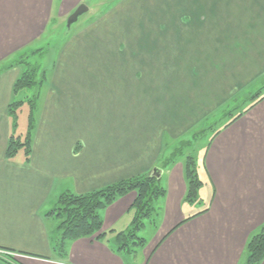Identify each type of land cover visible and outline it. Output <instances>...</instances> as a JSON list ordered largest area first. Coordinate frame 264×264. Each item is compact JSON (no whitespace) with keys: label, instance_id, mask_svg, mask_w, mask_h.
Wrapping results in <instances>:
<instances>
[{"label":"crops","instance_id":"0c3cea01","mask_svg":"<svg viewBox=\"0 0 264 264\" xmlns=\"http://www.w3.org/2000/svg\"><path fill=\"white\" fill-rule=\"evenodd\" d=\"M84 1L0 0V67L41 47ZM118 5L57 48L28 153L7 156L20 70L0 73V264H249L248 238L264 225V98L211 133L200 163L187 156L200 182L193 199L187 158L171 149L264 79V0ZM157 166L164 194L135 236H118L135 216L130 191L101 211L97 233L58 252L47 212L62 193Z\"/></svg>","mask_w":264,"mask_h":264},{"label":"trees","instance_id":"16d2710c","mask_svg":"<svg viewBox=\"0 0 264 264\" xmlns=\"http://www.w3.org/2000/svg\"><path fill=\"white\" fill-rule=\"evenodd\" d=\"M14 66V64H12ZM36 68L32 66L26 68L23 72L19 74V77L13 83L12 96L13 93L21 90L22 88H30L37 84L36 81ZM8 69L7 67H0V73ZM42 75L43 72H41ZM42 77V76H41ZM44 77V76H43ZM42 77V78H43ZM264 98V93L256 95L254 101L243 109L240 113L232 116L226 125H229L231 121L243 115L244 111L254 106L255 103ZM23 101H11L8 106L9 114L15 120L16 111L14 107H19ZM13 120V121H14ZM32 116L29 117L31 122ZM12 121V122H13ZM13 122V126H14ZM32 126V122L30 127ZM29 135L25 138L24 142L20 141V137L12 136L8 142L7 156H12L19 148L25 146V152H29ZM184 167V172H186L187 178V192L186 200L193 199L197 188L200 185L196 174L194 172V163L191 157H187ZM130 191L135 192V200L132 204L133 209H135V216L132 220L131 228L128 233H120L119 239L123 240L125 236L132 238L135 236V231L143 227L145 219H148L154 211V202L162 197L164 191L159 185V180L155 177H151L149 173H144L138 176L130 177L129 179H124L118 181L117 183L107 185L105 188L97 189L92 192H87L84 194H75L65 192L59 196L58 206L54 212H47V216L55 214L56 217L60 218L61 221L58 225V237L54 240V247L61 252L62 244L64 240H74L77 238H86L93 236L97 231H99L103 225L101 218V211L105 209L109 204L119 199V196L125 195ZM126 238V237H125ZM246 244V250L249 253L248 262L249 264H259L260 260L264 256V225L261 226L259 233L251 235L248 238ZM142 245L141 240L138 241Z\"/></svg>","mask_w":264,"mask_h":264},{"label":"rangeland","instance_id":"374dc122","mask_svg":"<svg viewBox=\"0 0 264 264\" xmlns=\"http://www.w3.org/2000/svg\"><path fill=\"white\" fill-rule=\"evenodd\" d=\"M121 2L122 0H85L84 4L88 7V11L81 14L78 17L77 22L70 26V29L66 27L68 17L61 22L54 23V25L50 24L46 31L45 40L40 44L41 47L38 48L32 46L33 48L28 51L22 50L15 58L9 60L8 64L5 65V67L9 69V67H12V64H14L13 67H17L20 70V73L26 68H32V66L36 68V65L38 66L35 72L37 84L30 88H22L16 93H13L12 96V101H23L19 107H14V110L16 111L15 120L12 118V121L14 120L13 122L15 124L12 126V133L14 136H19L21 142H24L28 135L32 139L35 135V129H37V125L40 122L41 108L44 105L46 99L45 96L49 89L48 84L52 75V68L55 65L53 60L58 52L57 48L66 42L67 36L70 37L71 34H74L77 30L87 25L88 22L94 20V17L99 16L100 13L109 11L111 7H115ZM128 3L130 4L132 2ZM147 21L145 22V25L148 24ZM160 23H162L160 29L164 27L163 24L167 26L166 21ZM41 72H43L44 75H42ZM41 76L44 77L42 78ZM262 93H264V79L255 85V87L253 86L252 89L244 91L241 95L239 94L231 99V103H229L228 106L219 110L217 114L209 117L202 124V126L204 125L202 127L203 129L198 130L196 133H191L186 137V141L183 139L181 143L177 144L175 150H171L175 151L178 155H182L184 158L191 155L194 160H196L195 162L197 165L201 161L200 159L205 149L204 146L208 143L211 133L223 126L232 116L240 113L243 109L249 106L254 101L255 96ZM30 116H32L31 127V122L29 121ZM21 151L24 153L25 146ZM58 199L59 197L56 199L54 205L50 207L48 212L51 211L56 214L57 211L55 210L58 206ZM54 213L49 216L54 222L52 228L53 231L50 233L53 242L56 237H58L57 228L61 221V219L56 217ZM149 223V221L146 222V227L143 230L144 233L150 232L151 227Z\"/></svg>","mask_w":264,"mask_h":264},{"label":"water","instance_id":"95a60500","mask_svg":"<svg viewBox=\"0 0 264 264\" xmlns=\"http://www.w3.org/2000/svg\"><path fill=\"white\" fill-rule=\"evenodd\" d=\"M87 10H88V7H87L84 3L79 4V5L76 7V9H75L71 14H69V16H68V18H67V22H66V27H67L68 29H70V26H71L73 23L77 22L78 17H79L81 14L87 12ZM149 174H150V176H151L152 178L155 177L157 180H160V177H161V175H162V173H161V169L158 168V167H153L152 170H151V172H150Z\"/></svg>","mask_w":264,"mask_h":264},{"label":"built area","instance_id":"2783aa9c","mask_svg":"<svg viewBox=\"0 0 264 264\" xmlns=\"http://www.w3.org/2000/svg\"><path fill=\"white\" fill-rule=\"evenodd\" d=\"M4 254H6V253H4L3 251H0V255H4Z\"/></svg>","mask_w":264,"mask_h":264}]
</instances>
